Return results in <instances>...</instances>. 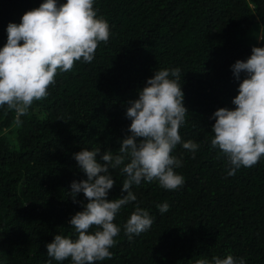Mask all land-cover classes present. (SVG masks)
<instances>
[{
	"label": "trees",
	"instance_id": "trees-1",
	"mask_svg": "<svg viewBox=\"0 0 264 264\" xmlns=\"http://www.w3.org/2000/svg\"><path fill=\"white\" fill-rule=\"evenodd\" d=\"M43 2L0 0V48L7 25ZM93 7L110 29L94 60L58 70L49 95L19 125L14 110L0 107V264H71L49 258L45 245L56 234L76 238L68 222L86 201L80 193L73 202L71 183L86 175L73 155L84 148L118 154L130 134L128 102L156 70L175 68L188 109L179 134L199 148L193 154L178 144L171 153L182 162L174 169L184 177L179 189L133 185L137 200L113 221L121 229L113 256L97 264H211L228 255L264 264V157L228 176L227 157L211 148L213 113L235 108L240 81L231 66L264 47L256 38L264 32V0H94ZM111 175L109 200L121 196L126 178L120 169ZM165 202L169 211L161 213L157 205ZM137 204L153 223L129 239L123 225Z\"/></svg>",
	"mask_w": 264,
	"mask_h": 264
},
{
	"label": "clouds",
	"instance_id": "clouds-1",
	"mask_svg": "<svg viewBox=\"0 0 264 264\" xmlns=\"http://www.w3.org/2000/svg\"><path fill=\"white\" fill-rule=\"evenodd\" d=\"M94 0H44L39 7L23 14L19 24L7 25V42L0 48V107L15 111L19 125L34 101L49 95L59 71L69 72L76 61L91 63L98 45L107 44L109 24L97 18ZM264 41V32L256 37ZM22 42V43H21ZM231 70L240 81L234 109L219 108L211 119L214 137L211 148L227 157L228 176L241 167L255 166L264 157V47L253 46L246 60H237ZM179 68L156 70L137 97L128 102L126 117L131 121L129 135L119 141L118 154L101 149H82L73 155L86 179L71 183L73 202L83 193L82 211L73 215L75 239L54 235L45 245L47 256L55 261L71 260V264H97L111 259L121 231L113 221L120 210L137 200L133 185L142 181H157L163 189L174 191L184 184V177L174 169L182 162L171 153L178 144L193 154L199 145L191 140L182 142L180 127L185 123L188 109ZM243 74V79H241ZM172 77V78H170ZM99 156V159L97 157ZM120 169L121 196L108 199L115 179L111 170ZM126 193V195H124ZM169 204H158L161 213L169 211ZM153 223L149 212L137 204L123 225L129 239L148 231ZM96 230L90 232L92 228ZM195 264H210L205 258ZM211 264H246L243 258L228 255L213 257Z\"/></svg>",
	"mask_w": 264,
	"mask_h": 264
},
{
	"label": "rangeland",
	"instance_id": "rangeland-1",
	"mask_svg": "<svg viewBox=\"0 0 264 264\" xmlns=\"http://www.w3.org/2000/svg\"><path fill=\"white\" fill-rule=\"evenodd\" d=\"M261 33H262V31H261ZM258 42H259V40H258Z\"/></svg>",
	"mask_w": 264,
	"mask_h": 264
}]
</instances>
